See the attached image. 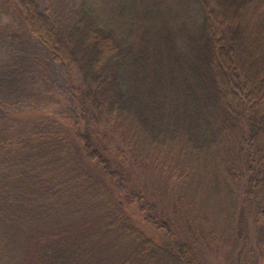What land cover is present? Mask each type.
I'll use <instances>...</instances> for the list:
<instances>
[{
  "label": "trees",
  "instance_id": "trees-1",
  "mask_svg": "<svg viewBox=\"0 0 264 264\" xmlns=\"http://www.w3.org/2000/svg\"><path fill=\"white\" fill-rule=\"evenodd\" d=\"M67 1L10 3L72 109L0 129V264L263 250L264 0Z\"/></svg>",
  "mask_w": 264,
  "mask_h": 264
},
{
  "label": "rangeland",
  "instance_id": "rangeland-1",
  "mask_svg": "<svg viewBox=\"0 0 264 264\" xmlns=\"http://www.w3.org/2000/svg\"><path fill=\"white\" fill-rule=\"evenodd\" d=\"M77 1V0H73ZM11 0H0V72L10 73V82L0 77V129L15 130L28 126L40 115L57 121L69 117L72 101L63 90V78L42 46L26 36L20 21L10 4ZM39 8L54 12L63 23L73 4L67 0H39ZM223 221L218 223L222 225ZM150 237V228L143 226ZM258 231L250 222L245 245L231 249L207 252L206 264H264V249L259 247Z\"/></svg>",
  "mask_w": 264,
  "mask_h": 264
}]
</instances>
